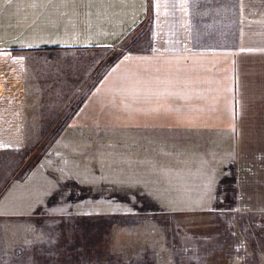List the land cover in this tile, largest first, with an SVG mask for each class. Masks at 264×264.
Instances as JSON below:
<instances>
[{
  "label": "crops",
  "instance_id": "1",
  "mask_svg": "<svg viewBox=\"0 0 264 264\" xmlns=\"http://www.w3.org/2000/svg\"><path fill=\"white\" fill-rule=\"evenodd\" d=\"M8 151L5 217L264 212V0H0Z\"/></svg>",
  "mask_w": 264,
  "mask_h": 264
},
{
  "label": "rangeland",
  "instance_id": "2",
  "mask_svg": "<svg viewBox=\"0 0 264 264\" xmlns=\"http://www.w3.org/2000/svg\"><path fill=\"white\" fill-rule=\"evenodd\" d=\"M31 136L33 143L41 135ZM16 160V152H0V188ZM233 193L202 212L140 206L129 214L46 215L42 224L33 215H0V264H264V212L242 211Z\"/></svg>",
  "mask_w": 264,
  "mask_h": 264
},
{
  "label": "snow or ice",
  "instance_id": "3",
  "mask_svg": "<svg viewBox=\"0 0 264 264\" xmlns=\"http://www.w3.org/2000/svg\"><path fill=\"white\" fill-rule=\"evenodd\" d=\"M27 47H33V45H27Z\"/></svg>",
  "mask_w": 264,
  "mask_h": 264
}]
</instances>
